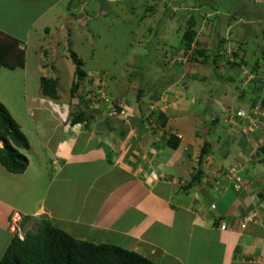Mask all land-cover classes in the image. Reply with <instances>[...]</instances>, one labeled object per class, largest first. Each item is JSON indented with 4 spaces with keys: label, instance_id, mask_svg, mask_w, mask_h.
<instances>
[{
    "label": "rangeland",
    "instance_id": "obj_1",
    "mask_svg": "<svg viewBox=\"0 0 264 264\" xmlns=\"http://www.w3.org/2000/svg\"><path fill=\"white\" fill-rule=\"evenodd\" d=\"M213 1L204 4L203 0H0V33L14 37L24 49L22 68H0V104L31 148L20 153L27 157L32 169H40L39 184L34 178H23L28 185L21 189L28 198V206L39 193L49 204L63 195L61 188H66L57 179L55 183L49 180L53 167L47 157L60 129L51 134L47 148L40 147L41 141L34 134L38 120L42 123L43 119H50L49 125L54 124L51 116L58 117L56 112L60 111L52 100L41 105L37 102L38 79L44 77L55 81L56 104L67 105L61 111L69 114L82 109L85 112L83 100L95 93L99 83L103 97L121 101L125 107L122 114L127 117L109 114L102 105L99 110L123 124L132 117L140 122L156 100L162 114L170 118H179L186 102L197 107L191 114H196L195 124L199 121L201 127L194 133L205 142L208 140L215 158L231 156L227 163L223 162L225 159L208 162L209 177L201 176L197 183L212 189V184H208L212 170L223 168L232 160L239 162L245 170L239 191L248 186V202L257 204L238 220L250 214H256V219L257 215L259 219L264 217V129L259 127L245 143L231 119L236 109L264 103V0ZM51 3L54 7L29 27ZM51 14L55 17L46 21ZM230 15L234 18L229 19ZM189 18L195 21L194 37L189 47L183 48L181 37ZM44 25L47 31L43 34ZM197 49L203 50L206 62L194 57ZM230 62L238 66L231 68ZM77 69L83 76L77 75ZM73 82L79 83L76 93L81 97L80 104L77 97L69 99ZM53 107L59 111L55 112ZM152 115L158 117L156 111ZM159 131L160 127L156 132ZM133 132L132 129L129 134ZM218 189L212 192L217 193ZM72 201H76L73 195ZM11 204L16 206L18 201ZM36 226L31 221L19 230L22 234L33 233Z\"/></svg>",
    "mask_w": 264,
    "mask_h": 264
},
{
    "label": "crops",
    "instance_id": "obj_2",
    "mask_svg": "<svg viewBox=\"0 0 264 264\" xmlns=\"http://www.w3.org/2000/svg\"><path fill=\"white\" fill-rule=\"evenodd\" d=\"M51 4L29 27L41 21L54 7ZM51 16L45 20L52 21L55 16ZM20 43L18 48L24 59ZM42 99L45 98L40 95L38 104L43 103ZM186 103L179 118L164 115L161 131L156 133H146L135 117L123 124L117 117L104 115L105 112L75 125L69 124V115L64 123L56 116H51L54 124L50 125V119H43L42 123L38 120L33 133L42 148H47L51 134L60 129L47 157L53 167L49 180L55 183L57 179L66 188H61L63 195L49 204L39 193L28 206V198L22 194L28 184L23 178H34L39 184L40 169H32L27 157V167L21 174L7 173L0 166V257L13 236L11 227L15 223L20 226L27 217L22 228L31 221L38 224L46 219L73 239L114 245L153 264H264L261 226L248 224L242 231L216 228L217 222L231 228L257 202H248V186L238 192L230 187L221 191L226 184L220 182L217 193L210 182L212 189L204 185L198 188L200 177H209L208 162L225 159V163L231 156L215 158L208 140L205 142L194 133L201 127V122H197L199 126L195 124L196 114H191L197 107ZM132 129L134 134H129ZM170 136L178 139L175 149L166 145ZM203 143L210 145V151L198 163ZM196 171L199 174L193 181ZM212 174L213 170L211 177ZM54 190L58 192L56 186ZM72 195L76 201H72ZM10 200L18 204L12 205Z\"/></svg>",
    "mask_w": 264,
    "mask_h": 264
},
{
    "label": "trees",
    "instance_id": "obj_3",
    "mask_svg": "<svg viewBox=\"0 0 264 264\" xmlns=\"http://www.w3.org/2000/svg\"><path fill=\"white\" fill-rule=\"evenodd\" d=\"M232 15L229 19H233ZM195 25L194 18H189L186 28L182 33L181 41L183 48H188L194 37L192 28ZM221 43V42H219ZM18 42L6 34L0 33V68L14 70L23 66V51L18 48ZM194 57L203 59L204 52L202 49L194 51ZM234 56V55H233ZM231 68L237 67L234 62L228 63ZM77 75L83 76V73L77 69ZM39 93L42 97L50 100H57L56 83L51 78L40 77L38 79ZM79 83H71L69 87V99L77 100L80 104L81 97L77 96ZM82 103V102H81ZM84 105V104H82ZM85 103L83 109L75 110L69 114V124H80L87 121L91 115L99 114V109H88ZM87 107V108H86ZM157 125L161 127L164 123L165 116L158 114L155 118ZM216 119H214V122ZM178 139L170 136L166 140V145L175 149ZM209 144L203 143L199 150L197 161L201 162L202 158L209 151ZM21 150H28V142L21 133L19 126L10 117L6 109L0 104V166L10 174H21L27 167L26 157L20 153ZM198 171L194 174L197 180ZM193 180V181H194ZM28 218H23L20 227ZM262 223L264 217L262 216ZM0 264H153L151 261L133 253L123 250L114 245L92 244L86 241L73 239L60 229L51 225V223L42 219L38 222L33 233L25 232L22 240L15 235L9 240L2 256Z\"/></svg>",
    "mask_w": 264,
    "mask_h": 264
},
{
    "label": "built area",
    "instance_id": "obj_4",
    "mask_svg": "<svg viewBox=\"0 0 264 264\" xmlns=\"http://www.w3.org/2000/svg\"><path fill=\"white\" fill-rule=\"evenodd\" d=\"M101 87V83H99ZM100 87H97V90H95V93L90 98H85L83 100V103L89 104L90 109L96 110L99 109L98 107L100 105L104 106L108 109V113H115L118 117L124 118L127 117L125 114H122L125 112V107L121 103V101L118 100H112V99H105L103 97V91L100 89ZM162 104V103H161ZM151 106H155V109H152ZM150 108V113L146 116L142 117L140 124L142 125V129L146 131V133H153L159 130V126L157 125V122L155 118L153 117V113L155 111L158 114H162L163 111L159 107V101L156 100L155 102L151 103V105L148 107ZM231 119H233L232 124L235 129H237V134L240 135V139H242L245 143L248 141V136L252 133H255L259 127H262L264 129V103L251 106L247 109H236L231 114ZM245 173L244 165L240 164L239 162L232 160V163H229L223 168H216L213 170L212 179L210 184L213 186V190L216 191L218 189L219 182L225 183V187L221 186V191H224L228 187H230L233 191L238 192L241 189V183H242V175ZM143 179H146L145 175H142ZM198 188L200 186L198 185ZM256 214H250L247 217L242 218L241 220H238L236 223V226L234 227V230H240L242 231L245 229V227L248 224H256V220L258 221L259 226L262 227V238L264 240V224H261V220L259 219V216ZM256 224V225H258ZM216 228L220 231H228L231 230L225 223L223 222H217ZM15 235L19 240H22L23 234L20 232L19 227H16Z\"/></svg>",
    "mask_w": 264,
    "mask_h": 264
},
{
    "label": "clouds",
    "instance_id": "obj_5",
    "mask_svg": "<svg viewBox=\"0 0 264 264\" xmlns=\"http://www.w3.org/2000/svg\"><path fill=\"white\" fill-rule=\"evenodd\" d=\"M240 69H242V67L240 68ZM50 99H48V98H45V99H42V101L43 102H47V101H49ZM193 101V100H192ZM192 101L190 102V103H192ZM49 102H51V101H49ZM52 103H54L53 101H52ZM57 107L59 106V109H60V111L62 110V108H64V106H63V104H59V105H57L56 103H54ZM66 106V105H65ZM54 108V111L56 112V111H59V109L58 108H56V107H53ZM55 108L57 109V110H55ZM67 108V107H66ZM60 111H59V113L58 112H56L57 114H58V119H60L63 123L64 122H66V118H67V116L69 115L68 114V112L66 113V112H64V111H61V113H60ZM67 111V110H66ZM56 114V115H57ZM163 115H165V114H163ZM261 223H262V221H261ZM20 227L19 226V224L18 225H16V227ZM13 235H15V232H14V230H13ZM16 236V235H15ZM23 236H24V234H23Z\"/></svg>",
    "mask_w": 264,
    "mask_h": 264
},
{
    "label": "water",
    "instance_id": "obj_6",
    "mask_svg": "<svg viewBox=\"0 0 264 264\" xmlns=\"http://www.w3.org/2000/svg\"><path fill=\"white\" fill-rule=\"evenodd\" d=\"M204 4H213L214 1L213 0H203Z\"/></svg>",
    "mask_w": 264,
    "mask_h": 264
}]
</instances>
